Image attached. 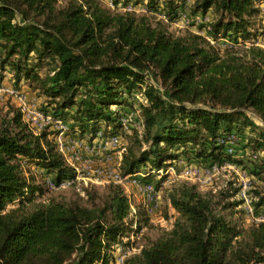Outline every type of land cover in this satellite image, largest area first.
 Returning a JSON list of instances; mask_svg holds the SVG:
<instances>
[{"label": "trees", "instance_id": "trees-1", "mask_svg": "<svg viewBox=\"0 0 264 264\" xmlns=\"http://www.w3.org/2000/svg\"><path fill=\"white\" fill-rule=\"evenodd\" d=\"M111 1L116 8L142 5L145 12L110 10L99 0H0V72L8 69L17 89L28 81L67 136L121 134L127 143L121 174L143 183L167 162L243 166L235 158L249 151V173L260 183L252 205L264 214V48L255 44L264 0ZM184 10L212 19L197 28L202 33L175 35L169 26ZM157 13L162 18L153 22ZM224 40L229 46L222 48ZM149 74L163 94L147 85ZM137 94L136 108L129 99ZM129 113L140 131H123L120 119ZM54 133L34 135L14 107L2 118L0 264H109L135 223L150 218L141 206L132 215L123 188L113 185L102 194L82 186L86 205L34 203L47 193L46 179L74 178ZM24 167L34 168L39 180ZM165 177L156 179L157 187ZM237 191L235 182L217 194L176 183L166 194L170 229L123 264H264V222L240 229L228 219L240 205Z\"/></svg>", "mask_w": 264, "mask_h": 264}, {"label": "built area", "instance_id": "built-area-1", "mask_svg": "<svg viewBox=\"0 0 264 264\" xmlns=\"http://www.w3.org/2000/svg\"><path fill=\"white\" fill-rule=\"evenodd\" d=\"M107 5L108 8H114L111 0H99ZM124 12H131L132 8L126 7ZM207 40L210 41L209 38ZM222 47H226L223 45ZM12 99L16 103V106L22 114L23 120L26 123L28 129L34 134L38 135L42 130L49 129L55 133L52 137L55 149L62 156L65 163L73 170L74 178L66 179L59 182H54L51 179H46L44 187L47 192L53 193L75 186L92 185L95 187L106 186H120L124 188H134L135 192L142 198L141 207L146 212L147 216L151 218L153 215L159 213L160 203L157 188L152 181L140 182L136 175H122L121 174V161L123 155L126 153V146L121 142L120 135H112L104 137L101 132L96 134L98 144L86 145V143L80 140H74L67 137V127L65 124L46 114L40 109L37 100L34 96L28 97L22 90L13 87H6L0 85V101L4 99ZM122 129L125 133H130L131 129L141 130V123L135 120V114L129 113L122 116L120 119ZM234 138L231 137L232 144ZM82 151L85 152L83 155ZM97 152L100 153L99 157H96ZM227 153L232 154V149L227 148ZM234 170L231 164L224 162L220 165H212L209 168H204L199 171L197 168H189L182 171V173H176L174 165L171 163L164 169L159 170L158 179L166 174H173L175 178L190 179L197 184H204L218 175L220 171ZM239 196L241 201L244 202L246 207V214L251 218L254 213L252 206V197H250L249 191L251 190V183L243 177H240ZM245 178V177H244ZM129 199V196L126 195ZM132 215L136 214L135 209L130 205ZM264 222V217L252 219V224ZM136 223L134 229H136ZM135 234L127 237L126 239L133 241ZM125 239V238H124ZM123 239V244H124ZM126 257L123 254L118 255L116 259L117 264H123Z\"/></svg>", "mask_w": 264, "mask_h": 264}, {"label": "rangeland", "instance_id": "rangeland-1", "mask_svg": "<svg viewBox=\"0 0 264 264\" xmlns=\"http://www.w3.org/2000/svg\"><path fill=\"white\" fill-rule=\"evenodd\" d=\"M65 1H67V0H58V3L62 4ZM187 2L190 4L191 0H188ZM102 4L105 7H107V5H105L104 3H102ZM141 4H144V2H142ZM129 6L132 8L131 12H135L138 15L145 12L144 6H142V5L134 6L131 3H129L127 5H122V6L117 5V8L114 7L113 9L112 8H109V9L110 10L117 9V11H119V12H124L123 9H125L126 7H129ZM259 7H260L263 15L259 18L260 19V32H259V35L257 36V38L255 40V44L264 48V2L263 1L260 2ZM161 18H162V14L157 13L154 17L153 16L151 17V20L153 22H157ZM211 19H212L211 13L206 14L205 17L191 16L187 10H184V11H181L178 13L177 19L174 21V23L171 26H169V31H171L175 35L183 34L185 30H190V31L202 33L197 28L201 25H205V24L209 23ZM223 45H226V47H228L229 46L228 41H225V40L221 41L219 46L222 47ZM247 45H248V43H247ZM222 48H225V47H222ZM43 73H44V69H42L40 71V75H43ZM146 80L148 83L147 85L155 86L163 94L164 91L162 90L159 83L155 81V79L152 77V75L149 74ZM0 85L6 86V87L9 86V87H13V88L15 87V85H16L15 80L12 76V73L8 69H5L4 71L0 72ZM18 87H19L18 89L22 90L24 93H26V95L28 97L34 96L37 100V103H38L40 109H42L43 105H45L44 98L39 97L36 92H33L30 90L28 81H21L18 84ZM137 99L141 100L139 94H137V96L134 99H129V103L134 104V106L136 108H137L136 101H138ZM13 107L17 108L16 103L12 99L8 98V99H4V100L0 101V123L2 121V118L7 117V113H9V111ZM115 110H117V109H115ZM42 111H43V109H42ZM136 111H138V110H136ZM22 119H23V117H22ZM117 135H120V138L122 140L121 142L126 146L127 143L122 138V135L121 134H117ZM67 137H69L70 139H74V140H76V139L80 140V141L86 143V145H88V146L92 145L94 143L98 144V142H99L96 139V136L94 138H91V137L72 138L70 136H67ZM82 153H83V155H85L84 151H82ZM99 155H100V153L97 152L96 157H99ZM249 155H250L249 151H247L245 154L238 153L235 159L236 160H244L243 166H236V165L231 164L232 167H234V170L220 171V173L218 175L213 176V178H211L210 181L205 182L204 184H197L190 179L178 178V177L175 178V176L173 174H166L165 175L166 176L165 181L161 183L160 187H157V184H156V182H157L156 179H158L157 177H155L154 180H151L154 183V185L157 187L159 203H160L159 213L156 215H153L147 223H144V222L136 223L137 227L134 230L135 232H132L129 235V236H131L132 234H135L133 241H130V240L125 238L124 244L118 245L114 248V250L111 253V256L109 258L108 263L109 264H117L116 259H117L118 255H121V254H123L124 257H126V258L137 254L143 246L148 244L150 241H154L162 233H164L165 231H168L170 229L171 221H172L171 217H172L173 212L168 207V203L166 200V194L176 183L186 182L189 184L196 185L198 187L199 191L202 193H205L207 191H211L212 193L215 192L217 194L219 192V190L222 189V187L227 186L229 183L235 182L236 187L238 188V191L236 193L234 200L239 201L240 205L237 208L236 213L232 216H228V219L231 220L233 223H235L238 226V228L247 229L249 226L252 225V219L264 217L263 213H257L254 210L253 216L250 218L246 214L245 204L243 201H241V198L239 196L240 178L238 177V175L240 177H243V179H246L247 181H249L251 183V188H250L251 190L249 191L250 197L253 196L252 191L255 189V187L257 185H260V183H257L256 179L254 177H252L249 173L248 167L251 165L247 160ZM242 156H243V158H242ZM167 163H168V165L170 163L172 165H174L177 175L182 173V171H184L185 169H189V168H193V167L197 168L199 171H202L204 168L210 167V166H203V165L199 164L198 162H192V161L185 162L182 160H177L175 162H167ZM215 165H220V164H214V166ZM166 167L162 168V170H164ZM24 171L26 173V176H30L31 173H34V175L36 177V181L39 180V178H38L39 173L37 171H35L34 168L24 167ZM82 186H90V185L89 184H87V185L81 184V185L75 186L73 188H68V189L53 192V193L47 192L46 194H44V197L42 199H38V198L36 199L35 198L33 200V202L34 203H47V201H49L50 199H59V200H64V201L76 200L79 202V204L86 205V203L88 202V197L84 193L81 192ZM105 189L106 188H104V187H96L95 190L98 194H102L105 191ZM89 190L92 191V188ZM123 190H124L125 195L129 196V199H130L129 203H130V205L133 206V208L135 209V211L137 213L138 212L137 206L140 207L142 204L141 196H139L137 194V192H135V189L132 187L127 188V189L124 188ZM251 199L253 201V198H251ZM15 207H16L15 204L8 205L4 211H7V210L15 208Z\"/></svg>", "mask_w": 264, "mask_h": 264}]
</instances>
